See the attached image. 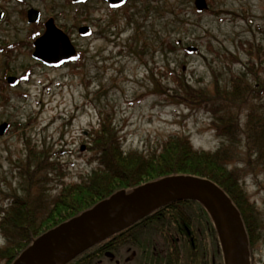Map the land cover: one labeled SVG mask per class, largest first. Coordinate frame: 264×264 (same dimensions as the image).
<instances>
[{"label": "rangeland", "instance_id": "obj_1", "mask_svg": "<svg viewBox=\"0 0 264 264\" xmlns=\"http://www.w3.org/2000/svg\"><path fill=\"white\" fill-rule=\"evenodd\" d=\"M206 1L208 8L198 12L195 0H126L115 9L104 0H33L25 5L0 0L5 10L0 43L27 44L30 26L24 11L34 4L64 24L77 52L75 60L57 68L35 64L20 48L10 57L0 52V126L8 123L0 135V209L18 187L17 162L25 164L26 140L55 151L67 165L69 181L92 171L90 133L103 120L118 131L126 151L154 149L177 135L188 137L197 149L220 146L212 116L196 92L213 93L216 81L223 85L245 72L249 52L258 56V45L264 52V0ZM82 26L93 33L82 37ZM190 46L199 52H188ZM254 59L263 79L264 109V56ZM28 68L30 80L7 83L10 70L23 75ZM250 81L255 83L252 76ZM240 118L245 125L244 112ZM241 145V158L233 163L239 167L247 155L245 141ZM246 190L264 216L260 169L248 173ZM3 243L0 235V247ZM251 261L264 264L263 240L251 250Z\"/></svg>", "mask_w": 264, "mask_h": 264}, {"label": "trees", "instance_id": "obj_2", "mask_svg": "<svg viewBox=\"0 0 264 264\" xmlns=\"http://www.w3.org/2000/svg\"><path fill=\"white\" fill-rule=\"evenodd\" d=\"M257 51L258 56L249 52L245 72L233 74L223 85L216 81L213 93L196 92L222 139L215 151L197 149L188 137L178 135L170 136L154 149L126 151L118 131L103 120L101 128L90 133L88 162L94 164L92 171L69 181L67 165L56 159L55 151L45 150L44 145L43 149L30 145L26 140L29 145L25 164L22 160L17 162L18 187L0 209V235L4 242L0 264H12L43 233L117 191L130 193L140 185L174 175H191L216 183L240 211L250 249L264 241V216L246 190L250 171L260 169L264 173L263 79L255 70L254 59L264 56V52L259 45ZM250 75L254 84L250 83ZM257 83L261 89L255 86ZM242 112L245 125H241ZM243 141L247 155L240 160L245 161L243 167H239L233 163L241 158L238 147ZM119 246L125 248L119 250ZM130 249L136 252L131 264H224L216 226L203 204L194 200L175 201L158 208L87 248L67 264H107L110 260L104 253L108 250L121 255L122 264H130L124 260L130 256Z\"/></svg>", "mask_w": 264, "mask_h": 264}, {"label": "water", "instance_id": "obj_3", "mask_svg": "<svg viewBox=\"0 0 264 264\" xmlns=\"http://www.w3.org/2000/svg\"><path fill=\"white\" fill-rule=\"evenodd\" d=\"M107 1L112 6L125 2ZM195 5L198 12L208 8L206 0H195ZM89 33V27H81V35ZM188 52L198 53L199 49L190 46ZM36 53L46 62L57 63L73 57L76 50L70 37L49 23ZM7 126V123L0 126V135L5 133ZM181 200L198 201L207 209L219 234L225 264H251L247 230L232 199L213 181L191 175L167 176L140 185L130 193L117 191L93 208L43 233L12 264H57L64 255L73 253L61 263L67 264L87 248L158 208Z\"/></svg>", "mask_w": 264, "mask_h": 264}, {"label": "flooded vegetation", "instance_id": "obj_4", "mask_svg": "<svg viewBox=\"0 0 264 264\" xmlns=\"http://www.w3.org/2000/svg\"><path fill=\"white\" fill-rule=\"evenodd\" d=\"M1 1L7 2V3L14 1L18 4H21V5L24 4L25 5V4H27V1L31 2L33 0H1ZM36 1H42V0H36ZM104 1L109 5L110 8H114V9L117 8V7H112L108 3L107 0H104ZM72 2L78 3V2H74L73 0H72ZM4 11L5 10L0 9V21L5 17ZM24 13H25L27 24L30 26V30H29L30 32L28 33V36L26 38L27 44H25L24 41L23 42H16L15 41V42H12L9 44V42H6L3 40L0 43L1 54H4L5 57H10V55H12L14 53V51H16L17 49L20 48V49H23L24 51H26V53L30 56V58L34 61L35 64L42 66V67L57 68V67H61V66L65 65L66 63H68L67 60H61L57 63L46 62L42 57H39L38 54L36 53L37 47H38V42L40 39H42L46 35L49 23H51V24L53 23L59 30H61L66 35H68L66 30H65L66 27L64 26V24L59 23V21L57 20V17L55 15H53V16L52 15H49V16L44 15L43 10L34 6V4H30L28 6V8L25 9ZM82 27H85V26H82ZM80 29H81V27L78 30L79 32H80ZM90 33L91 34L93 33L92 28H91ZM22 40H24V39H22ZM21 43H23V44H21ZM3 44H4V46H1ZM10 72L13 74H11ZM10 72L6 73V75H5V77L7 78V83L10 85L12 84V82L14 83V85H17L21 82L28 81L31 79L30 76L33 75L32 69H29V68L25 71L26 73L23 75H17L12 70H10ZM12 79H14V80H12ZM118 248H119V250H123L125 247L119 246ZM114 249H116V248H114ZM129 251H130V256H126L124 258V260L126 262H130V264H131V261H132L133 257H135L136 252L132 251L131 249ZM104 254L110 260V261H108L107 264H122L121 255L118 256L114 251L112 252V251L108 250ZM141 264H149V263L142 261ZM193 264H196L195 261H193Z\"/></svg>", "mask_w": 264, "mask_h": 264}, {"label": "bare ground", "instance_id": "obj_5", "mask_svg": "<svg viewBox=\"0 0 264 264\" xmlns=\"http://www.w3.org/2000/svg\"><path fill=\"white\" fill-rule=\"evenodd\" d=\"M73 253H69L64 255L61 260L57 264H61L62 262L66 261Z\"/></svg>", "mask_w": 264, "mask_h": 264}]
</instances>
